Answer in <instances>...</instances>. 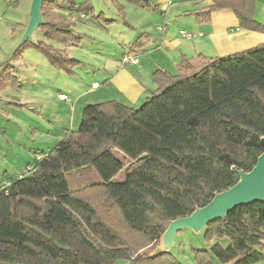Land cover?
Masks as SVG:
<instances>
[{"label": "trees", "instance_id": "16d2710c", "mask_svg": "<svg viewBox=\"0 0 264 264\" xmlns=\"http://www.w3.org/2000/svg\"><path fill=\"white\" fill-rule=\"evenodd\" d=\"M111 1L124 18L123 1L154 7L152 0ZM256 2L212 0L188 14L209 23L213 11L232 9L241 28L264 30L255 19ZM90 7V0L44 1L43 17L54 18L40 26L48 41L37 45L55 66L80 62L52 44L79 43L65 13L90 19L83 11ZM3 73L0 89L20 83L8 67ZM153 78L157 88L138 107L119 100L86 105L77 130L51 150L35 151L36 161L26 167L32 170L0 185V264H184L172 250L146 248L161 242L172 220L235 185L237 170L251 171L264 153V44L228 55L199 54L184 59L176 74L157 68ZM114 149L126 162L142 161L123 182L113 181L126 165ZM85 166L102 182L72 191L67 174ZM201 232L210 246L192 248L197 264H259L264 202L238 206ZM223 239L230 241L227 247Z\"/></svg>", "mask_w": 264, "mask_h": 264}, {"label": "rangeland", "instance_id": "374dc122", "mask_svg": "<svg viewBox=\"0 0 264 264\" xmlns=\"http://www.w3.org/2000/svg\"><path fill=\"white\" fill-rule=\"evenodd\" d=\"M15 1L0 0V78H3L4 69L8 67L20 82L16 87L0 89V185L8 178L24 172L28 164L34 163L35 151L51 150L67 135L68 130L79 128L81 120L75 127L73 121L76 113H73L72 109L77 103L78 93L81 91L85 94L92 93L93 88H89L94 81L100 84L99 88L93 89L94 92L97 91L99 95L101 92L102 94L104 91L108 92L105 100H123L115 90L106 85V80L122 66L127 70L138 68L125 66L129 64L122 63V55L130 50L140 52L137 42L142 38L143 32L155 33L157 23H153V20L158 18L154 9L141 8L123 1L127 13L124 18L111 0H90L93 8L83 9L90 19L81 17L83 12L65 13L74 22L73 27L80 36V41L67 46L52 45L59 51L61 49L68 58L80 62L69 66L68 69H61L38 47L37 44L41 41H48L41 29H37L33 33L32 41L20 47L21 50L18 55L16 54L19 49L16 48L25 29L24 25L29 22L32 0H19L17 6ZM83 1L85 0H78L79 3ZM154 7L156 8L155 5ZM52 18L54 16L50 14L44 20ZM98 21L103 26H97ZM207 53L216 54L213 48L207 50ZM139 56L146 65V70L140 77L148 86L150 84L148 70L153 62L143 54ZM60 93L67 94L70 100H62ZM98 96L94 98H99ZM144 101L145 97L133 105L126 101L124 103L138 107ZM82 102H87V99H81L78 106ZM113 153L118 159L126 162V156L122 151L114 149ZM141 163L142 161L126 162L125 168L113 178V181H125L128 174ZM67 179L72 191L102 182L91 166L69 172ZM219 241L224 247L230 244L228 239ZM160 244L155 243L146 248V251L151 253L157 251ZM209 246L203 232L183 230L178 232L172 253L184 264H197L192 248ZM125 262L119 260L116 264Z\"/></svg>", "mask_w": 264, "mask_h": 264}, {"label": "crops", "instance_id": "0c3cea01", "mask_svg": "<svg viewBox=\"0 0 264 264\" xmlns=\"http://www.w3.org/2000/svg\"><path fill=\"white\" fill-rule=\"evenodd\" d=\"M152 1L156 8L149 9H154L157 13L158 18L153 20V23H157L155 26L157 30L155 33L151 31L143 32L142 38L137 42L140 47L138 53L143 54L153 62L148 70L150 84L147 86L140 77L141 73L146 70V65L142 63V60L138 65H125L138 67L137 69L127 70L126 67L122 66L117 68L115 74L111 77L109 75L106 80V85L115 90V93L123 99V102L126 101L133 105L144 99V97L146 99L150 95L149 93L157 88L153 78V72L157 68H164L176 74L180 63L186 58L196 57L199 54L212 57L228 55L264 44V30L241 28L240 22L232 9L213 11L209 23H200L194 16L188 14L192 10L212 4V0ZM255 19L264 26V0H257L256 2ZM96 25L101 27L100 24L96 23ZM182 30L192 33L193 36L191 38L183 36ZM212 48L216 54L207 53V50L210 51ZM91 88L93 87L91 86L89 89ZM91 90L92 93L90 94H85L84 91L78 93L77 103L74 106L75 108L72 109L73 113H76L73 121L75 127L82 120L83 109L86 105L117 100H105L108 93L106 91L103 94L101 92L99 95L96 93L97 91ZM95 96L99 98H94ZM83 98L87 99V102H82L78 106ZM259 264H264V261Z\"/></svg>", "mask_w": 264, "mask_h": 264}, {"label": "water", "instance_id": "95a60500", "mask_svg": "<svg viewBox=\"0 0 264 264\" xmlns=\"http://www.w3.org/2000/svg\"><path fill=\"white\" fill-rule=\"evenodd\" d=\"M44 1L32 0L29 22L16 50L27 41H32L33 33L45 24L42 13ZM237 173L239 180L235 185L217 193L207 205L197 208L192 214L172 220L163 233L157 250L161 253L170 252L180 231L192 230L200 233L212 221L226 218L228 213L238 206L258 200L264 202V153L258 157L251 171L237 170Z\"/></svg>", "mask_w": 264, "mask_h": 264}, {"label": "built area", "instance_id": "2783aa9c", "mask_svg": "<svg viewBox=\"0 0 264 264\" xmlns=\"http://www.w3.org/2000/svg\"><path fill=\"white\" fill-rule=\"evenodd\" d=\"M81 17L86 18L87 16L85 14H81ZM181 33H182V35H184L188 38H191L193 36L192 33L187 32L185 30H182ZM122 63L123 64H130V65H138L140 63V56L138 53H136L134 51H131V50L127 51V52L123 53V55H122ZM92 87H93V89H96V88L100 87V84L98 82H94ZM60 98L62 100H70L69 96L65 93H60ZM37 158L40 159L41 155H38ZM32 169H33V166H29L28 168H26V170L24 172H29ZM22 173H19L18 175L22 176L21 175Z\"/></svg>", "mask_w": 264, "mask_h": 264}]
</instances>
